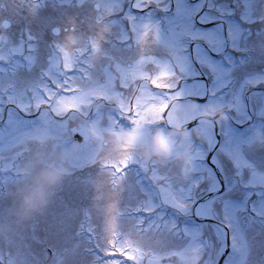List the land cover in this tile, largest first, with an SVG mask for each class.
<instances>
[{
	"label": "snow or ice",
	"instance_id": "obj_1",
	"mask_svg": "<svg viewBox=\"0 0 264 264\" xmlns=\"http://www.w3.org/2000/svg\"><path fill=\"white\" fill-rule=\"evenodd\" d=\"M16 7L18 35L10 19L0 21V142L9 151L0 154V211L33 152L25 176L38 162L50 180L67 163L76 179L60 184L45 237L34 221L23 250L6 259L0 251V264H264V90L256 91L264 85V0H175L174 10L172 0ZM141 27L145 37L154 27L164 55H123L139 47ZM146 61L154 69L142 68ZM210 107L223 108L227 123ZM172 127L187 139L167 161L139 157V143ZM100 176L121 197L134 176L139 191L119 223L102 215L86 228L63 193L87 197ZM33 244L43 245L39 253Z\"/></svg>",
	"mask_w": 264,
	"mask_h": 264
},
{
	"label": "rangeland",
	"instance_id": "obj_2",
	"mask_svg": "<svg viewBox=\"0 0 264 264\" xmlns=\"http://www.w3.org/2000/svg\"><path fill=\"white\" fill-rule=\"evenodd\" d=\"M101 2H105V0H101ZM20 3V0H0V4H3L4 7L0 8V21L7 18L13 21V26L9 30L11 33L18 35L20 28L23 27V22L17 23L19 19L17 12L18 8L16 5ZM172 3H175V0H172ZM26 11L21 10V15H26ZM44 14H51V10H45ZM157 16L162 17V13H157ZM33 30L35 31V26H33ZM118 31V28L115 29ZM163 30V26L161 28ZM143 28L141 27V42L139 47L134 46L132 51L124 52L123 55L134 57L135 60H139L142 57H152L157 55H164L165 49L163 48L162 44H158L156 42V33L154 27L149 29V35L147 37L143 36ZM65 33H61L59 39L61 42L64 41ZM70 35V33L68 34ZM46 39H51V35L45 37ZM122 47V46H121ZM71 48V45L69 46ZM26 49V46H25ZM25 55H27V51L25 50ZM19 59H22L19 58ZM3 66V65H0ZM142 68H149L151 66L147 61L144 65L141 66ZM189 83H192L189 80ZM235 115V111L232 112ZM4 119H7V113L4 114ZM215 119H218L215 117ZM192 126V125H191ZM190 126V127H191ZM215 131L219 133V125L216 126ZM149 139V138H148ZM217 139L219 136L217 135ZM0 154L8 155L9 151L6 149L5 144L0 142ZM211 154H209V157ZM35 158V153L33 152L32 156L25 159V161L21 164V173L18 176L16 182L7 190V195L5 199L9 202L8 203V210L7 211H0V251L5 253V259L7 258L6 254L11 251L15 254L17 251H21L22 245L27 242L26 240L21 239V235L27 234V231L30 225L34 221H38L36 224L35 235L43 239L46 235L44 229L46 227L45 223L43 222V218L47 215V213L54 208L56 195L59 191L60 184L68 179H72L75 181L76 177H69V175L65 176L60 184L52 191V194L48 197L47 205L39 212L31 213L28 216L23 215V202L25 198L33 191L36 184L38 183L39 173L44 170L42 167L39 166L38 162L35 166V170L32 172L31 175L25 176L23 174V169L29 166V161ZM183 160V156L176 158L173 164V168L176 165H179ZM5 161L0 160V168L3 167ZM93 172L96 170L93 169ZM161 173L164 172V169H160ZM88 170L86 169L84 172H78L76 176L84 177L87 175ZM99 184L98 186L91 187L89 194L87 197L84 196H77L76 191H73L69 188H66L63 195L65 198H71L74 206L79 211V218L85 224L87 228L88 225L96 224L100 221L102 215L110 216L113 219H116L117 222H120V213L124 208V205L128 203H135L134 200L130 199V196H135L138 194V188L134 186V176H130V182H133V187L130 189V192H126L121 195L115 192L108 181L106 176L98 177ZM146 183V182H145ZM25 196V197H24ZM89 217L91 219H89ZM124 225L126 228H130L132 221L125 219ZM87 235V233H85ZM49 243H54L55 241L49 239ZM43 245L41 244H33V248L39 253ZM42 259V254H41ZM173 264H183V260L180 257H176L173 260Z\"/></svg>",
	"mask_w": 264,
	"mask_h": 264
},
{
	"label": "clouds",
	"instance_id": "obj_3",
	"mask_svg": "<svg viewBox=\"0 0 264 264\" xmlns=\"http://www.w3.org/2000/svg\"><path fill=\"white\" fill-rule=\"evenodd\" d=\"M209 111H215V117L218 121L227 123V116L223 108H209ZM255 135V134H254ZM187 139L185 130L182 127H172L168 129H156L151 133L147 143H139L135 151L145 161L156 160L158 162L167 161L173 151L176 144ZM257 144H264V140L258 139ZM49 155L53 158L59 156V153H53L49 150ZM51 170L44 169L39 173L38 183L23 202V215L28 216L31 213L41 211L48 203V197L52 194V191L60 184L61 180L69 175L70 169L67 163L61 170H58L52 179H45Z\"/></svg>",
	"mask_w": 264,
	"mask_h": 264
},
{
	"label": "flooded vegetation",
	"instance_id": "obj_4",
	"mask_svg": "<svg viewBox=\"0 0 264 264\" xmlns=\"http://www.w3.org/2000/svg\"><path fill=\"white\" fill-rule=\"evenodd\" d=\"M191 2L192 3H195L196 2V0H191ZM3 5V4H2ZM3 7H4V5H3ZM173 10H174V4H173ZM162 15H164L163 13H162ZM12 26H13V21H12ZM237 55H239V53H237ZM261 90H264V85H261V88L260 89H256V91H261ZM25 197V196H24Z\"/></svg>",
	"mask_w": 264,
	"mask_h": 264
}]
</instances>
